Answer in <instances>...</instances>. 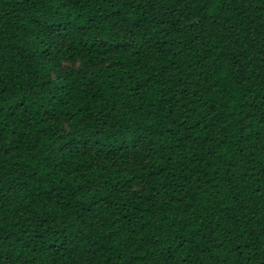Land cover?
I'll list each match as a JSON object with an SVG mask.
<instances>
[{"label": "trees", "instance_id": "16d2710c", "mask_svg": "<svg viewBox=\"0 0 264 264\" xmlns=\"http://www.w3.org/2000/svg\"><path fill=\"white\" fill-rule=\"evenodd\" d=\"M0 264H264V0H0Z\"/></svg>", "mask_w": 264, "mask_h": 264}]
</instances>
